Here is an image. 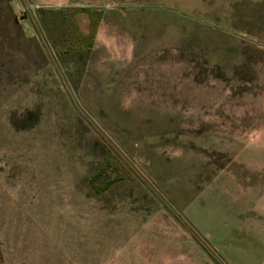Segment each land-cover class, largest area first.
I'll return each instance as SVG.
<instances>
[{"label": "rangeland", "instance_id": "obj_1", "mask_svg": "<svg viewBox=\"0 0 264 264\" xmlns=\"http://www.w3.org/2000/svg\"><path fill=\"white\" fill-rule=\"evenodd\" d=\"M29 3L134 164L227 264H264V0ZM62 8L84 33L98 17L90 50ZM113 149L24 1L0 0V264H220Z\"/></svg>", "mask_w": 264, "mask_h": 264}, {"label": "water", "instance_id": "obj_2", "mask_svg": "<svg viewBox=\"0 0 264 264\" xmlns=\"http://www.w3.org/2000/svg\"><path fill=\"white\" fill-rule=\"evenodd\" d=\"M26 4L32 20L41 35V38L48 49L52 60L60 72L72 98L75 102L77 108L81 111V113L95 126V128L106 138V140L116 149V151L131 165V167L137 172V174L146 182V184L166 203V205L178 216V218L185 224V226L204 244V246L210 251V253L219 261L220 264H227L200 236V234L191 226V224L181 215V213L171 204V202L162 194V192L155 186V184L138 168L136 164L127 156V154L123 151V149L111 138V136L98 124V122L89 114V112L82 106L75 91L73 90L67 76L65 75L61 64L49 43L45 32L42 29V26L37 18V15L33 11L29 0H23Z\"/></svg>", "mask_w": 264, "mask_h": 264}, {"label": "trees", "instance_id": "obj_3", "mask_svg": "<svg viewBox=\"0 0 264 264\" xmlns=\"http://www.w3.org/2000/svg\"><path fill=\"white\" fill-rule=\"evenodd\" d=\"M56 13L60 14V17H59L60 21H62V22L68 21V25H70V29L68 28V31H67L68 37H69L68 38L69 39V46H71L73 48L76 44H78L77 46L82 47L81 49L87 48V50H90V48L92 46V40H93V38L95 36V32H96L95 28H96L98 21H99L98 17L95 16V13L92 12L91 10H85V12H84L88 15V17L91 21V31L89 33H84V32H81L79 30L77 20H76V16L78 14V11L73 10V9L62 8V9L57 10ZM40 22H41L43 28L45 30H47V32H48V30L50 29L48 27V25L45 24L44 21H42V19H40ZM113 151H114L115 155L121 156L114 149H113ZM96 175L93 177L95 179L93 180L92 183H95V181L97 179L99 180V177L102 175V171L98 172V174H96ZM105 180L106 179L104 178L103 180H99V182L97 184H95L97 187L96 189H98V191H102V190L107 189L106 187H104Z\"/></svg>", "mask_w": 264, "mask_h": 264}]
</instances>
